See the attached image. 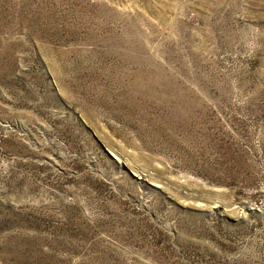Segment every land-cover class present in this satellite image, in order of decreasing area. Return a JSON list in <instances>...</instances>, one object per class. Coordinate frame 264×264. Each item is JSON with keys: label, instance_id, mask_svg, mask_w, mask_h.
<instances>
[{"label": "rangeland", "instance_id": "1", "mask_svg": "<svg viewBox=\"0 0 264 264\" xmlns=\"http://www.w3.org/2000/svg\"><path fill=\"white\" fill-rule=\"evenodd\" d=\"M0 264H264V0H0Z\"/></svg>", "mask_w": 264, "mask_h": 264}]
</instances>
